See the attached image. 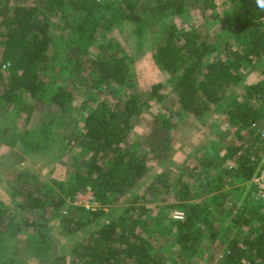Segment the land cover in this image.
<instances>
[{
	"label": "trees",
	"instance_id": "obj_1",
	"mask_svg": "<svg viewBox=\"0 0 264 264\" xmlns=\"http://www.w3.org/2000/svg\"><path fill=\"white\" fill-rule=\"evenodd\" d=\"M227 1L231 9L224 11L225 24L210 43L196 32L182 34L171 21L193 9L214 10L210 0H0V114L20 99L26 103V128L17 135L24 155L51 152L58 129L68 130L87 152L75 164L69 184L51 187L25 171L9 178L14 206L0 202V264H13L7 238L25 235L28 249L45 254L52 222L57 220L70 235L98 224L108 215L106 208L113 209L148 171L152 158L129 139L143 104L127 97L117 107L106 86L130 80L131 57L108 43L125 23L134 25L139 47L151 25L161 26L164 39L156 62L175 78L177 108L160 121L166 134L157 140L164 152L157 153V161L163 166L170 130L186 114L204 121L217 107L238 136L217 157L195 166L189 179L170 183L168 174L160 172L141 197L75 244L69 262L59 258L54 264H192L195 257L205 264H264V199L254 183L264 162V126L259 124L264 78L243 85V72L264 59V11L256 0ZM50 18L65 31L57 52ZM54 57L56 63L49 64ZM232 89L237 95L228 96ZM159 90L152 88L156 99L163 97ZM79 93L86 95L83 117L76 121L80 131L69 127ZM216 135L227 138L224 131ZM6 138L0 140L15 144ZM154 142L146 141L149 147ZM87 191L96 209L75 204L77 195ZM170 197L174 203L161 205ZM170 208L184 218H170Z\"/></svg>",
	"mask_w": 264,
	"mask_h": 264
},
{
	"label": "rangeland",
	"instance_id": "obj_2",
	"mask_svg": "<svg viewBox=\"0 0 264 264\" xmlns=\"http://www.w3.org/2000/svg\"><path fill=\"white\" fill-rule=\"evenodd\" d=\"M215 5L214 10L208 8L193 9L186 17L172 18L177 29L183 34L196 32L202 39H207L210 43L220 33L225 22L224 11L231 9V3L227 0H210ZM205 7V5L203 4ZM204 9V10H203ZM203 10V11H202ZM55 35V42L52 50L57 52L60 48L61 39L65 34L61 25L55 18H50ZM161 26L151 25L144 37L141 47L137 44L135 27L132 23H125L119 30H115L109 36L108 43H114V48L123 50L131 57L130 80L123 86L108 83L113 96L112 101L121 106L127 97H135L143 104L141 114L136 116L133 121V129L129 139L137 145L140 153H144L149 160V168L140 183L126 196L122 197L113 209L106 208L108 215L103 217L98 224H92L84 228L81 232L70 235L64 233L59 228V222L55 220L49 226L50 249L45 254L36 256L32 248L28 249L29 244L25 235L16 238H7L6 244L9 245L7 258L13 264H54V261L61 258L69 262L72 249L75 244L83 240L89 233L96 231L102 223L110 220L121 208L127 207L135 196L141 197L146 188L156 179L158 174L165 171L168 174V182L174 183L178 177L182 179L191 176L192 169L206 159L215 158L221 150L228 147L230 142L238 136L236 130L232 128L223 110L212 107L205 115V120L186 114L175 130H170L172 140L169 149V156H164L163 166L157 161V153H164L163 146L157 142L166 132L160 129L162 117L169 116L177 108V95L175 92V78L162 71L156 62V53L159 45L163 41ZM99 50H93L92 54L97 55ZM55 56V54H52ZM55 64L56 59L48 61ZM52 66V65H51ZM7 72V65L1 66ZM264 78V59L254 64L249 70L243 72V85L248 86ZM160 86L159 92L162 98L153 97L152 88ZM0 86V92L2 91ZM237 95V90L232 89L228 96ZM86 95L79 93L73 103L75 111L69 117V127L81 130L82 124L76 121L81 120L80 115L82 104ZM160 99V100H159ZM230 99V98H229ZM228 99V100H229ZM232 99V97H231ZM22 100L17 101V105L12 106L8 112L0 114V139L15 143L12 146L4 144L0 140V202L8 208H13L14 197L8 185L9 178L17 172L25 171L34 174L40 181L53 187L58 182L71 183L75 164L87 155V152L79 147L75 140L69 138L68 130L58 129V141L56 147L47 154L24 155L18 144L17 135L26 128L25 104ZM83 101V102H82ZM253 112V111H252ZM259 124L264 126V118L259 120ZM9 128L6 132L5 129ZM79 130V131H80ZM224 131L226 139H220L216 135L217 131ZM13 133V134H11ZM66 133V136H64ZM12 137V138H11ZM11 138V139H10ZM156 141L149 143L146 141ZM156 146V152H150V148ZM155 155V160H153ZM202 168V167H201ZM169 198L161 205L174 203ZM240 203V202H239ZM75 204L96 209L98 204L90 191L77 195ZM66 210V209H65ZM168 216L176 220H182L184 215L177 209H167ZM183 215L182 219H177ZM9 237V236H8ZM204 253H201L203 256ZM68 264V263H65ZM192 264H205L202 257H195Z\"/></svg>",
	"mask_w": 264,
	"mask_h": 264
},
{
	"label": "built area",
	"instance_id": "obj_3",
	"mask_svg": "<svg viewBox=\"0 0 264 264\" xmlns=\"http://www.w3.org/2000/svg\"><path fill=\"white\" fill-rule=\"evenodd\" d=\"M262 136L264 137V131L262 133ZM254 183L258 187V195L260 198L264 199V162H263V167L261 169L260 174L254 179ZM183 215L180 217H177V219H182Z\"/></svg>",
	"mask_w": 264,
	"mask_h": 264
},
{
	"label": "clouds",
	"instance_id": "obj_4",
	"mask_svg": "<svg viewBox=\"0 0 264 264\" xmlns=\"http://www.w3.org/2000/svg\"><path fill=\"white\" fill-rule=\"evenodd\" d=\"M256 4L261 11H264V0H256Z\"/></svg>",
	"mask_w": 264,
	"mask_h": 264
}]
</instances>
